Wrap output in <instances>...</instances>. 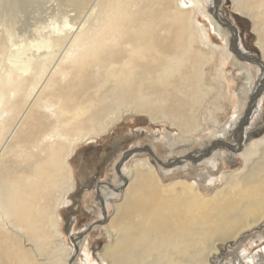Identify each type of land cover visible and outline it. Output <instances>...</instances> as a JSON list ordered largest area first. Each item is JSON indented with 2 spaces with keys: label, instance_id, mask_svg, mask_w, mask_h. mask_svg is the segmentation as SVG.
<instances>
[{
  "label": "bare ground",
  "instance_id": "bare-ground-1",
  "mask_svg": "<svg viewBox=\"0 0 264 264\" xmlns=\"http://www.w3.org/2000/svg\"><path fill=\"white\" fill-rule=\"evenodd\" d=\"M223 2L0 0V264H80L87 230L63 226L86 188L71 159L128 114L176 132L161 143L151 133L141 150L163 145L161 164L178 166L167 175L142 155L117 171L132 150L114 157L113 184L83 192L109 238L84 264H210L264 220V135L250 122L264 116V0H231L253 20L260 55L246 51ZM227 61L250 79L237 111L222 85ZM221 111L230 114L219 127Z\"/></svg>",
  "mask_w": 264,
  "mask_h": 264
},
{
  "label": "rangeland",
  "instance_id": "rangeland-1",
  "mask_svg": "<svg viewBox=\"0 0 264 264\" xmlns=\"http://www.w3.org/2000/svg\"><path fill=\"white\" fill-rule=\"evenodd\" d=\"M222 15L230 22H232V25L239 30L240 42L243 44L246 51L248 50L251 53L260 55L261 49L260 46L258 45V35L256 32L253 31V20L249 18L247 15L240 14L238 11H236L233 8L231 0H224L222 4ZM223 40L224 38H219L218 35H216L215 42H219L220 45H223L224 44ZM218 62H220V60H218ZM248 64L250 66V63ZM223 67L225 68V70L223 71L222 74V78H223L222 85L223 83L226 84V87L224 86L226 92H229V96L231 95L232 99H234V103H235L234 111H237L240 108L239 106L242 105L243 102L240 92L243 90L246 91L245 89L246 84L248 85L250 79L245 75L244 72L245 70L241 67V65L231 63V61L230 62L227 61L226 64L223 65ZM252 67L253 66H251L252 69L251 74L255 76L256 68L255 67L252 68ZM213 73H218L217 67L213 68ZM226 74L228 76H226ZM227 100L229 99L227 98ZM227 100L226 102H228ZM224 102L225 101L222 99V103L219 102V104L223 106ZM221 113L223 112L222 111L219 112L217 116H214L212 118V120H214L219 124V127L223 123L222 116L224 117L230 114L229 111H225L224 114ZM219 116H221L219 120H217L218 118L215 119V117H219ZM251 116L250 119H252ZM204 118H205L204 120L208 122V117L204 115ZM251 121L252 122L255 121L257 124V125H253L252 127H255L254 128L255 130H260V132L256 136L261 137L262 135H264V116H261L258 121L256 118H253L252 120H250V122ZM162 128L163 126L161 124L152 123L146 115L128 114L120 122H118L113 127H111L106 133L96 138V140L81 144L77 152L72 157L71 162L76 168V174L80 178H82L86 188L81 192L74 193L72 202L64 208L65 220L63 222V226L65 228L68 223H71L74 227L73 228L74 230L77 229L87 230L84 232L83 235L84 243L81 246L82 250L80 254H78L77 256L78 263L81 264L83 263V261L84 262L87 261V258L85 256L86 251H88L89 255L90 253L96 255V253L100 251L107 242H109V238L107 237L106 232H104L103 229L96 228V222L99 221L101 217V216L99 217L98 215L101 208H97L96 202H88L91 211L87 212V208H85V205L88 201V196L86 198L83 192L88 193L89 191H91L93 189V182L94 180L97 179L98 180L100 179L101 183L113 184L112 183L113 179L109 175L113 173L112 169L110 168V164H111L110 162L113 161V159H115L114 157H117L120 153L131 152L132 150V152L130 153L131 157L129 156L126 160L120 159L121 161L119 160V162H117L115 166L116 170L117 169L120 170L122 166H124L126 161L129 162V164L131 165L133 163L132 159H135L142 155H148V157L151 158L152 162L160 171L167 170L168 172L167 175H171L175 172L174 169L178 165L165 166L161 164L162 161L166 163V160L168 159L169 156L166 154L167 152L159 154L162 148L163 150L166 149L163 145L161 148H159L158 153H154L153 155L151 154L149 155L148 152L142 151L145 149L144 147L149 146V143L153 144V140L150 138L151 133H155L157 135L156 140H154V142H160V143L162 142L160 141V138L164 136L165 132L172 133L169 132V130L168 131L164 130L162 132ZM138 130L141 131L139 132ZM208 130L210 131V133H213V128ZM130 131H132L131 132L132 135L127 136V132ZM174 133L176 132H173L172 134ZM118 137H119V146L115 147L114 142ZM178 150L182 152V154H185L184 152L188 151L182 149H178ZM217 155H218L217 151H215L212 152L209 155V157L210 158H214L215 156L218 157ZM222 164H223L222 170L234 168L229 166V162L227 161L222 162ZM198 165H200V162L196 163L194 167H198ZM239 167L240 166H238V168ZM168 180L171 181L173 179L168 178ZM213 191L214 189L206 192V194L211 196L213 194ZM113 212H114L113 208H110L109 213L112 214ZM88 225L90 227L86 228V226ZM76 226L77 229H75ZM262 226H264V220L259 224H257L256 226L252 227L247 232L242 233L239 237V241L236 244L231 245L229 248L225 249L224 251L219 250V252L214 253L213 261L210 264H237V263L248 264L247 259L250 257V255H258V254L264 255V248L260 249L255 253L249 254L246 257L242 252L239 254L237 253L238 249L240 248V243L244 240L246 234L253 233L254 230L261 228ZM223 244H224L223 242H219L217 247L221 249L224 247ZM90 263L91 261L85 264H90ZM92 263L95 262L92 261Z\"/></svg>",
  "mask_w": 264,
  "mask_h": 264
},
{
  "label": "crops",
  "instance_id": "crops-1",
  "mask_svg": "<svg viewBox=\"0 0 264 264\" xmlns=\"http://www.w3.org/2000/svg\"><path fill=\"white\" fill-rule=\"evenodd\" d=\"M264 248V226L254 230L253 233L246 234L240 243L237 253H244L245 257ZM247 249V250H246Z\"/></svg>",
  "mask_w": 264,
  "mask_h": 264
}]
</instances>
